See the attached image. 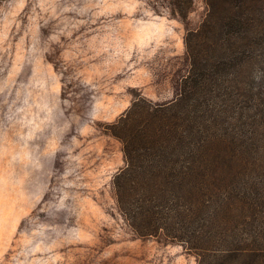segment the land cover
I'll list each match as a JSON object with an SVG mask.
<instances>
[{
	"label": "rangeland",
	"instance_id": "1",
	"mask_svg": "<svg viewBox=\"0 0 264 264\" xmlns=\"http://www.w3.org/2000/svg\"><path fill=\"white\" fill-rule=\"evenodd\" d=\"M174 8L0 0V264L198 263L163 234L138 236L114 185L126 159L110 125L138 97L175 100L189 74L186 36L207 0ZM255 142L248 163L264 175Z\"/></svg>",
	"mask_w": 264,
	"mask_h": 264
},
{
	"label": "trees",
	"instance_id": "2",
	"mask_svg": "<svg viewBox=\"0 0 264 264\" xmlns=\"http://www.w3.org/2000/svg\"><path fill=\"white\" fill-rule=\"evenodd\" d=\"M192 1L173 0L174 12L187 16ZM207 5L186 36L178 97H138L109 127L126 159L117 199L138 236L163 234L197 264H264V175L248 163L264 140V0Z\"/></svg>",
	"mask_w": 264,
	"mask_h": 264
}]
</instances>
